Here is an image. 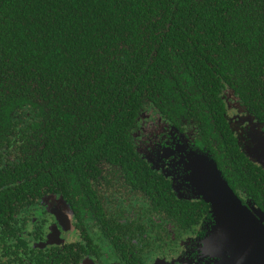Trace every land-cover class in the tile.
I'll list each match as a JSON object with an SVG mask.
<instances>
[{
  "label": "trees",
  "instance_id": "trees-1",
  "mask_svg": "<svg viewBox=\"0 0 264 264\" xmlns=\"http://www.w3.org/2000/svg\"><path fill=\"white\" fill-rule=\"evenodd\" d=\"M222 91L264 122V0H0V162H17L1 185L88 160L143 176L133 136L153 109L215 129L217 159L263 192L223 115H191L225 111Z\"/></svg>",
  "mask_w": 264,
  "mask_h": 264
},
{
  "label": "flooded vegetation",
  "instance_id": "flooded-vegetation-1",
  "mask_svg": "<svg viewBox=\"0 0 264 264\" xmlns=\"http://www.w3.org/2000/svg\"><path fill=\"white\" fill-rule=\"evenodd\" d=\"M221 97V114L191 115H223L239 149V142L249 148L252 133L264 132V122L242 110L233 91L228 96L222 91ZM163 115H172L177 124ZM182 115L153 109L140 115L133 136L140 159L132 163L143 176L135 179L128 169L104 160L84 161L76 175L61 169V175L38 183L26 175L1 185L0 177V264H264L221 230L225 222L212 215L214 203L198 195L189 180L190 153L216 162L249 214L246 220L259 222L263 231L264 174L255 179L254 170L250 177L254 184L261 181L263 192H249L231 161L217 159L221 150L214 135L222 136ZM258 151L250 150L257 161L246 157L263 171ZM8 163L17 164L0 162V170ZM244 226L245 236H252L249 224Z\"/></svg>",
  "mask_w": 264,
  "mask_h": 264
},
{
  "label": "water",
  "instance_id": "water-1",
  "mask_svg": "<svg viewBox=\"0 0 264 264\" xmlns=\"http://www.w3.org/2000/svg\"><path fill=\"white\" fill-rule=\"evenodd\" d=\"M239 145H241L245 155L250 157L252 161H257L250 150L256 151L257 147L259 149L258 153L264 157V132L254 131L252 133L249 148L246 142H239ZM197 153L192 151L190 153L191 157H188L191 161L189 180L195 187L196 192L206 201L214 203L212 208L215 211L212 215L215 216L214 218L218 223H220L218 219L225 222L221 230L226 231L229 236L238 242L236 243L239 244L238 247L246 245L249 250H253L258 259H264V256H262L264 254V231L259 226L260 223L254 221L253 225V222L246 220L247 217H250L249 214L220 174L216 162L204 153ZM244 224H249L248 230L252 236H245ZM237 238L239 239L236 240Z\"/></svg>",
  "mask_w": 264,
  "mask_h": 264
}]
</instances>
